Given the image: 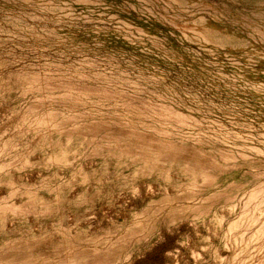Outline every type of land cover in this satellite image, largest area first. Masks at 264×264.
Segmentation results:
<instances>
[{
    "label": "rangeland",
    "instance_id": "rangeland-1",
    "mask_svg": "<svg viewBox=\"0 0 264 264\" xmlns=\"http://www.w3.org/2000/svg\"><path fill=\"white\" fill-rule=\"evenodd\" d=\"M0 264H264V0H0Z\"/></svg>",
    "mask_w": 264,
    "mask_h": 264
}]
</instances>
